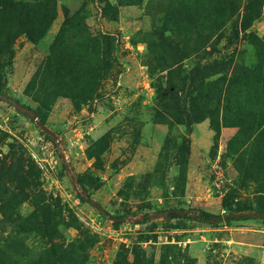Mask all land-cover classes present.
Wrapping results in <instances>:
<instances>
[{"label":"rangeland","instance_id":"rangeland-1","mask_svg":"<svg viewBox=\"0 0 264 264\" xmlns=\"http://www.w3.org/2000/svg\"><path fill=\"white\" fill-rule=\"evenodd\" d=\"M0 91V264H264L194 218L264 208V0H0Z\"/></svg>","mask_w":264,"mask_h":264},{"label":"trees","instance_id":"trees-1","mask_svg":"<svg viewBox=\"0 0 264 264\" xmlns=\"http://www.w3.org/2000/svg\"><path fill=\"white\" fill-rule=\"evenodd\" d=\"M1 94H4L0 91ZM5 95V94H4ZM16 100V99H15ZM7 104H9L11 106L10 103L6 102ZM26 117H28L27 115H25ZM4 174V173H2ZM5 175H7L5 173ZM74 176V174H73ZM75 177V194L77 196V198L79 199V201L81 202H89L94 204L95 206H97L99 209L102 210V206L99 202L95 203L94 198L92 197V193L90 192V190L88 189V187L84 184V182L76 177ZM221 207L222 209L225 211L223 213H213L210 212L208 210H204V209H196V213H194V218L199 221V222H222L225 220H242V219H249L252 217H249L247 215H241V216H228L231 213H246V212H252V213H264V208H259V209H246V208H239L236 210H233L232 208V204H230L229 202L223 200L221 203ZM195 211V210H194ZM104 214V213H103ZM105 215V214H104ZM224 216H227L226 219H224Z\"/></svg>","mask_w":264,"mask_h":264},{"label":"water","instance_id":"water-1","mask_svg":"<svg viewBox=\"0 0 264 264\" xmlns=\"http://www.w3.org/2000/svg\"><path fill=\"white\" fill-rule=\"evenodd\" d=\"M0 99L5 101V102L10 103L17 111H19L20 113H22L24 115H27L28 117H30L32 120H34L38 124H41L40 119L38 117V114L34 109L27 107V106L21 104L19 101L15 100L14 98L7 96V95H4V94H1V93H0ZM94 202L97 203L96 201H94ZM102 212L105 214V216L107 218H111V216L109 214H107V212L105 210H103V208H102ZM241 215H247L249 217L264 218V213H252V212L232 213V214H229L228 216L233 217V216H241ZM226 217L227 216H224V219ZM111 219H116V218H111ZM116 220H120V219L118 218Z\"/></svg>","mask_w":264,"mask_h":264}]
</instances>
